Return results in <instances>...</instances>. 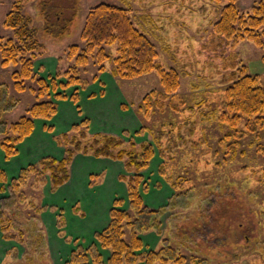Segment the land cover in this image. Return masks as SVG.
<instances>
[{"label":"rangeland","instance_id":"1","mask_svg":"<svg viewBox=\"0 0 264 264\" xmlns=\"http://www.w3.org/2000/svg\"><path fill=\"white\" fill-rule=\"evenodd\" d=\"M258 1L236 0V5L244 12ZM44 2L47 0H26L23 8L24 16L31 20V27L37 30L41 45L34 64L39 76L50 81L49 78L56 75L58 66L66 67L59 63V58L66 57L70 46L84 49L81 34L91 9L99 3H108L127 11L134 26L155 44L157 62L162 68L179 72L180 86L176 95L166 97L169 99L156 97L150 111H147L145 97L152 91L162 89L159 74L152 72L132 79L115 77L111 75L114 65L108 61L106 71L113 78L108 76L113 80V85L105 81L109 87L114 86L115 93L111 89L106 94V85L105 95L101 96V88L97 84L82 90L87 96L93 91L102 98L97 101L87 98L88 102L83 108L80 107L85 114L82 117L74 114L76 111L69 99L60 101L55 118L49 122L36 121L34 133L19 145L15 158L7 161L0 151V169L8 179L16 178L20 170L29 165H38L46 157L62 159L66 146L59 137L86 118L91 122V135L101 132L121 138L125 141L123 147L135 151H139L143 143H149L154 148L155 157L144 174L149 191L143 192V199L151 208L168 205V210L160 220V231L151 230L141 235L144 245L142 253L159 252L164 241H168L178 254L187 256V259L194 257L198 264H264V176L261 171L264 169V150L255 146L245 154L228 156L230 149H224L223 145L226 142L230 144L232 139L220 133L215 114L203 115L205 110H210V99L223 103V81L232 71L245 69L259 76L258 84L264 88V51L261 43L250 39H227L214 32V26L228 2L76 0L75 21L60 39L43 32L45 21L40 4ZM13 3L14 0H0V38L3 37L4 42L14 38V31L4 26ZM116 49V45L107 48L114 57ZM18 68L0 64V84L8 87L9 98L19 100L13 111L3 114L9 124L17 122L36 102L34 92L28 85L32 81L25 83L24 91H15L12 73ZM85 75L92 80L96 73ZM81 76L86 80L83 73ZM75 89L70 88L65 92L68 98ZM78 98L80 102V96ZM198 106L201 107L198 109ZM236 122L232 125L238 128L243 126ZM248 130L252 133L253 128ZM170 132H173V136L169 135ZM262 133L263 136L264 130ZM158 135L162 136L160 149L156 146ZM247 139L248 134L245 135V144ZM262 140L264 145V136ZM133 143L135 147H132ZM165 143H168L166 147ZM226 157L228 159L224 160ZM161 166L165 168L168 182L176 183L177 188L184 192L182 196H177L178 191H174L161 177ZM123 174H126L124 162L96 158L93 152H89V155H75L71 179L57 191L50 189L49 176L39 186L30 178L22 188L26 201L17 202L22 216L16 217L17 224L13 223L11 232L16 234V239H5L0 232V264H70L76 250L99 247L95 234L107 227L110 211L113 208L129 209L127 180L123 182ZM7 195L8 192H0V202ZM118 200L122 201L121 206L116 205ZM221 204L228 207V212L223 219L211 221L217 229L213 230V234L203 236L199 232H189L195 228L190 224L195 226L205 214L206 218L212 212L216 214ZM253 212L259 219L258 227L253 233L245 232L246 228L242 230L241 224H248V221L243 217ZM4 214L11 219L14 216L9 211ZM206 222L209 223V220ZM222 223L225 227H222ZM20 232L23 233L22 237L19 236ZM99 250L107 264L110 253L101 248ZM136 264H146V261L138 259ZM154 264L176 263L156 261ZM180 264L189 262L186 263L185 259Z\"/></svg>","mask_w":264,"mask_h":264},{"label":"trees","instance_id":"2","mask_svg":"<svg viewBox=\"0 0 264 264\" xmlns=\"http://www.w3.org/2000/svg\"><path fill=\"white\" fill-rule=\"evenodd\" d=\"M25 1L14 0L10 12L5 17L4 26L14 31V38H9L6 42L3 37L0 38V64L3 67L19 66L12 73L14 89L16 92L24 91L25 83L32 81L28 85L34 92L36 102L17 122L9 124L4 120L3 114L13 111L19 100L9 98L8 87L0 84V151L7 161L15 158L18 155L19 145L32 136L36 128V121L49 122L55 118L58 114L60 101L69 99L73 106L76 105L75 110L82 117V109L78 104V97L83 93L82 90H87L90 85L97 84L101 88L99 95L104 96L105 84L100 81V77L107 73L106 63L108 61L114 65L111 75L115 77L132 79L152 72L159 74L162 89L152 91L145 97L144 104L147 111H150L156 97L162 100L169 99L166 98L167 96L176 95L175 92L180 86L179 72L174 69L164 70L157 62L158 52L155 44L134 26L125 9L108 3H99L91 9L81 34V41L85 45L84 49L76 45L70 46L67 49L66 57L59 58V63L65 64L66 67L58 66L56 75L50 77V81L39 76L34 64L38 59L37 50L41 45L37 39V30L31 27V20L23 14ZM215 1L221 2L222 0ZM225 1L228 3L223 8L220 20L214 26V32L227 39L257 40L261 43V48L264 51V40H262L264 39V0H259L244 12L240 11L236 0ZM40 8L45 21L43 32L58 39L64 37L75 21L76 0H47L40 4ZM114 45L117 46L115 57L112 56L111 51L107 50ZM81 73L85 77L86 73H96V75L92 80H88L87 77L86 80H83ZM258 77L248 73L245 69L232 71L230 76L225 77L223 81V103L219 104L217 100L210 99L211 104L208 106L210 110L203 112L205 116L215 114L220 133L225 134L229 140L232 139L230 144L226 142L223 145L224 149L226 147L230 149L228 156L245 154L250 147L254 148L255 146L264 150L262 143L264 136H262V130H264V88L258 84ZM60 80H64V82ZM70 88L76 89L74 94L68 98L65 92ZM59 90L64 92L60 93ZM107 94L109 93L107 92ZM90 97L95 99L97 94L92 92ZM75 102L77 103L74 104ZM199 107L201 106H198V109ZM89 121L84 118L79 124L72 126L67 133L61 135L62 137H59L60 142L66 146L62 159L46 157L40 160L38 165L33 164L23 168L19 175L11 180L0 169V192H8V195L3 197L0 202V232L5 239H16V234L11 231L14 228L13 223L17 224L18 218L16 217L22 216L18 203H24L27 199L22 188L31 179L34 180L35 185L39 186L45 182L46 176H49L50 189L57 191L71 179L75 155L79 153L89 155V152H93V156L96 158L124 162L126 174H123L121 179L123 182L127 180L125 183L128 188L129 209L113 208L110 211V221L107 227L95 234L99 247L96 245L88 250L81 248L76 250L69 263L105 264L99 252V248H101L110 253L107 264H136L138 259L146 261V264H154L156 261H171L180 264L185 259L186 263L198 264L194 257L187 259V256L178 254L168 241H164V246L159 252L142 253L144 245L141 235L151 230L160 231V220L168 210V205L163 208H151L143 199V192L149 191L144 174L149 170L151 161L155 157L154 148L149 143H143L140 150L135 151L123 147L125 141L121 138L101 132L91 135L89 133L91 122ZM234 121H237L236 124H243V126L240 128L233 126ZM250 125L254 130H251L252 133L248 130L252 129ZM46 129L53 131L51 128ZM68 134L71 135L68 136ZM246 134H248V142L245 144ZM169 135L173 136V132H170ZM158 136L159 140L156 146L159 148L162 136ZM167 144L165 143V147ZM135 145L133 143L132 147ZM227 159L226 157L224 160ZM163 166L159 169L161 177L174 191H178L177 196H182L184 192L177 188V184L168 182V176H166ZM263 170H261L262 177L264 176ZM116 205L121 206L122 201L118 200ZM221 205V209H218L216 214L212 212L207 218L205 214L199 223H195V226L190 224V227L195 228L189 232H199L203 236L208 233L213 234V230L217 229L211 221L223 219L228 212V207ZM5 211L12 212L14 215L12 219L5 216ZM243 218L248 221V224H241V229L243 230L245 227V232L253 233L259 224L257 214L249 213ZM207 220L209 223L206 222ZM222 225L225 227L223 223ZM19 236L22 237L23 233L20 232ZM244 237L249 240L247 235Z\"/></svg>","mask_w":264,"mask_h":264},{"label":"crops","instance_id":"3","mask_svg":"<svg viewBox=\"0 0 264 264\" xmlns=\"http://www.w3.org/2000/svg\"><path fill=\"white\" fill-rule=\"evenodd\" d=\"M108 76L111 77L110 74H107V73H106V74H103V75L101 76V78H100V81H101L102 83H104L105 86L107 85L105 80H107L108 83H110L111 85H113V80H112L113 78L111 77L112 79H110ZM94 85H95V84H94ZM94 85H93V86H94ZM91 89H92V88H91ZM111 89H112V92L115 93V88H114V86L109 87V85H107V88H106L107 92H109ZM91 92H93V91H91ZM91 94H92V93H91ZM91 94H89L88 96L85 95L84 92L80 94V102H79V106H80L81 108H83V105H85V103H87L88 100L91 99V98H89ZM106 94H107V93H106ZM106 96H107V95H106ZM87 98H88V100H86ZM97 99H101V100H102V98H99V97H96L94 100L97 101ZM72 106H73V105H72ZM66 107H67V106H66ZM73 107H74V111H76V110H75V106H73ZM70 112H71V111H70ZM75 113L78 114V111L74 112V114H75ZM83 115H85L84 112H83ZM83 115H82V116H83ZM103 115H104V114H103ZM72 116H73V115H72ZM78 116L81 117L79 114H78ZM75 120H76V119H75ZM74 122H76V121H74ZM6 252H8V251H6ZM6 256H7V254H6ZM4 262H5V261H4Z\"/></svg>","mask_w":264,"mask_h":264}]
</instances>
